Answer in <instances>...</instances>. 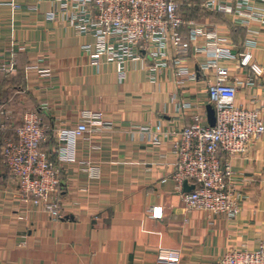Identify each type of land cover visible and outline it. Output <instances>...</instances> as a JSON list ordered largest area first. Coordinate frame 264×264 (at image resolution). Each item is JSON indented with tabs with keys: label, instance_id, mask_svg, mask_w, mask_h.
Returning <instances> with one entry per match:
<instances>
[{
	"label": "crops",
	"instance_id": "obj_1",
	"mask_svg": "<svg viewBox=\"0 0 264 264\" xmlns=\"http://www.w3.org/2000/svg\"><path fill=\"white\" fill-rule=\"evenodd\" d=\"M13 3L37 4L38 10H17ZM254 5L264 8L261 2ZM51 8L43 0H0V56L13 46L26 48L18 53L13 73L0 72V111L5 113L0 119L15 129L25 113L39 112L49 129L42 148L61 167L62 217L55 221L21 202L17 182L1 161L6 139L1 135L0 264H161L156 259L160 249L176 250L180 261L175 264H213L227 250L256 249L264 241V134L230 159L233 181L245 196L233 219L187 210L171 177L175 156L161 135L197 121L209 124L207 88L214 76L198 66L204 55L192 44L184 64L196 80L179 86L170 68L151 82L136 63L120 81L114 64L98 69L89 64L82 46L92 42L90 36L47 20ZM178 14L214 26L225 39L234 55L226 61L234 103L257 109L264 118V27L235 25L231 16L206 10L201 0H186ZM181 31L186 34L185 28ZM248 39L254 46L246 47ZM246 50L262 69L259 76L240 66L238 53ZM33 64L52 68L54 75L40 76L29 69ZM183 102L190 106L178 111ZM84 108L101 111L111 124L76 142L77 160L100 167L96 180L87 178L79 162L59 161L61 143L53 135L75 126ZM145 125L158 133L159 144L140 132ZM155 206L162 207L160 218L149 216Z\"/></svg>",
	"mask_w": 264,
	"mask_h": 264
},
{
	"label": "built area",
	"instance_id": "obj_2",
	"mask_svg": "<svg viewBox=\"0 0 264 264\" xmlns=\"http://www.w3.org/2000/svg\"><path fill=\"white\" fill-rule=\"evenodd\" d=\"M43 1L52 4L46 15L49 22L69 26L77 35L92 38L91 43L82 46L89 64L95 69L103 63L114 64L120 81L126 78L130 65L136 63L151 82L156 81L163 69L170 68L174 83L179 86L196 80V73L184 64L192 44L196 53L204 55L198 66L214 76L207 88L208 101L214 109V126L197 121L161 136L167 137L171 143L175 156L171 177L185 208L235 218L245 196L233 181L230 159L244 153L249 140L264 134V118L257 109L235 105V87L230 84L226 65L234 55L215 27L183 19L178 8L186 0ZM255 2L264 3V0H201V5L208 11L231 16L235 25L248 26L256 22L264 27V8L256 7ZM11 5L17 10H38L37 4ZM183 28L186 34H182ZM199 41L202 42L200 45ZM254 44L251 39L246 41L248 48ZM25 49L24 46H13L0 56V72L13 73L17 66L16 57ZM238 56L240 66H249L255 76L262 73L259 66L251 63L252 55L248 50ZM29 69L37 70L42 77L54 75L52 68H43L39 64L30 65ZM189 106V103H179L178 111ZM3 115L5 113L0 111V118ZM195 119L198 120V116ZM110 126L101 111L80 110L75 126L53 133L61 143L59 161L79 162L89 180L99 179L101 170L98 165L77 160L76 142L78 139L89 140L91 134ZM4 129L5 124L0 119V131ZM140 130L152 144L160 143L158 133L149 125L140 127ZM48 134L49 129L42 124L39 112H27L22 123L15 127L14 136L4 140L1 155L10 176L17 182L21 202L42 210L56 221L62 217L61 167L42 148ZM185 182L193 185V189L184 190ZM149 214L151 218H160L162 207H152ZM156 259L161 264H175L180 261V254L176 250L160 249ZM213 264H264V241L253 250L244 247L227 250Z\"/></svg>",
	"mask_w": 264,
	"mask_h": 264
},
{
	"label": "water",
	"instance_id": "obj_3",
	"mask_svg": "<svg viewBox=\"0 0 264 264\" xmlns=\"http://www.w3.org/2000/svg\"><path fill=\"white\" fill-rule=\"evenodd\" d=\"M207 110V120L210 126H214L215 124V115H214V109L211 105L206 106ZM193 189V185H188L186 182L184 184V190H190Z\"/></svg>",
	"mask_w": 264,
	"mask_h": 264
},
{
	"label": "rangeland",
	"instance_id": "obj_4",
	"mask_svg": "<svg viewBox=\"0 0 264 264\" xmlns=\"http://www.w3.org/2000/svg\"><path fill=\"white\" fill-rule=\"evenodd\" d=\"M183 15L186 17L187 13H185V9L182 11ZM14 130V126L13 125H6V129H4L1 133L0 136L3 138H8V136H10L12 134Z\"/></svg>",
	"mask_w": 264,
	"mask_h": 264
},
{
	"label": "trees",
	"instance_id": "obj_5",
	"mask_svg": "<svg viewBox=\"0 0 264 264\" xmlns=\"http://www.w3.org/2000/svg\"><path fill=\"white\" fill-rule=\"evenodd\" d=\"M1 161H2V156H1ZM5 166V165H4ZM6 167V166H5Z\"/></svg>",
	"mask_w": 264,
	"mask_h": 264
}]
</instances>
